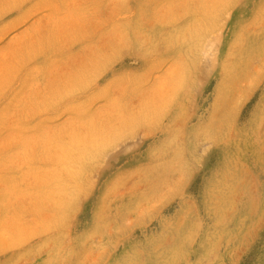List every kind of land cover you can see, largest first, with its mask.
<instances>
[{"label": "rangeland", "instance_id": "obj_1", "mask_svg": "<svg viewBox=\"0 0 264 264\" xmlns=\"http://www.w3.org/2000/svg\"><path fill=\"white\" fill-rule=\"evenodd\" d=\"M0 264H264V0H0Z\"/></svg>", "mask_w": 264, "mask_h": 264}]
</instances>
